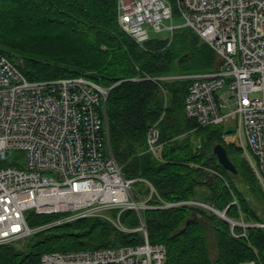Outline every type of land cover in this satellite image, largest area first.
Wrapping results in <instances>:
<instances>
[{
  "label": "trees",
  "instance_id": "1",
  "mask_svg": "<svg viewBox=\"0 0 264 264\" xmlns=\"http://www.w3.org/2000/svg\"><path fill=\"white\" fill-rule=\"evenodd\" d=\"M119 0H0V52L30 81L86 75L112 88L107 102L113 156L133 184L135 198L157 191L150 203L201 200L226 211L233 221L264 223V190L238 144L227 140L224 126L200 127L185 112L191 80L182 77L215 71L214 50L187 27L172 39H151L141 48L118 22ZM173 1V0H171ZM158 78V81L146 79ZM160 131L157 156L148 151L147 135ZM227 150L238 171L219 165L215 145ZM218 172L222 177H220ZM141 184L142 190L135 186ZM236 200V203L234 201ZM66 214L27 213L39 229L27 248L0 245V264H41L46 253L135 246L142 233H124L100 218L56 224ZM151 244L167 247L168 264H264V228L231 224L213 212L192 205L148 209L143 213ZM122 221L137 228L133 210ZM211 240L216 257L211 256Z\"/></svg>",
  "mask_w": 264,
  "mask_h": 264
},
{
  "label": "built area",
  "instance_id": "2",
  "mask_svg": "<svg viewBox=\"0 0 264 264\" xmlns=\"http://www.w3.org/2000/svg\"><path fill=\"white\" fill-rule=\"evenodd\" d=\"M181 16L216 53L211 73L182 77L191 80L185 97L188 119L200 127L233 124L239 147L264 190V0H119L118 22L141 48L151 40L148 28L159 33L164 20ZM158 81V78L146 77ZM112 88L90 77L30 81L0 52V245L24 241L39 229L27 213L66 214L56 224L100 218L124 233L140 232L144 241L94 250L52 252L41 264H168L167 247L151 244L143 213L192 205L209 210L231 224L264 228V223L233 221L199 200L150 203L138 201L137 180L124 177L112 154L107 102ZM148 151L157 156L160 131L147 135ZM17 152L16 162L8 161ZM220 177H222L218 172ZM236 203V200L234 201ZM133 210L137 228L124 225L122 215ZM240 264H259V260Z\"/></svg>",
  "mask_w": 264,
  "mask_h": 264
},
{
  "label": "rangeland",
  "instance_id": "3",
  "mask_svg": "<svg viewBox=\"0 0 264 264\" xmlns=\"http://www.w3.org/2000/svg\"><path fill=\"white\" fill-rule=\"evenodd\" d=\"M184 25H185L184 19L177 14L174 15L172 20H164V22H163V28L170 27V26H174L175 28H182V27H184ZM148 31H149V35H150L151 39L168 40V39H172V37H173V33L171 31H168V30H163L162 32L156 33L153 31L152 28L149 27ZM227 132H228L227 140L229 142H234V143L239 145V143L237 141V134L235 132V127L233 124H230L228 126ZM18 158H19V154L17 152H12L11 155H9V157H8V161L10 163H14L17 161ZM135 188H136V190L140 191V190H142V185L138 184L135 186ZM138 201H140L139 198H138ZM261 215L264 218V210L261 213ZM237 222H241V220L237 221ZM30 243H31V238L28 237L24 241L14 243V245L27 248ZM210 249H211V256L214 259L216 257V245L214 243V240H211Z\"/></svg>",
  "mask_w": 264,
  "mask_h": 264
},
{
  "label": "water",
  "instance_id": "4",
  "mask_svg": "<svg viewBox=\"0 0 264 264\" xmlns=\"http://www.w3.org/2000/svg\"><path fill=\"white\" fill-rule=\"evenodd\" d=\"M213 153L217 157L220 166H222L227 172H229L233 176H238L237 168L235 167L234 163L230 160L227 150L223 145H215L213 148Z\"/></svg>",
  "mask_w": 264,
  "mask_h": 264
},
{
  "label": "bare ground",
  "instance_id": "5",
  "mask_svg": "<svg viewBox=\"0 0 264 264\" xmlns=\"http://www.w3.org/2000/svg\"><path fill=\"white\" fill-rule=\"evenodd\" d=\"M199 201H201V200H199ZM201 202H203V201H201ZM204 203V202H203Z\"/></svg>",
  "mask_w": 264,
  "mask_h": 264
}]
</instances>
